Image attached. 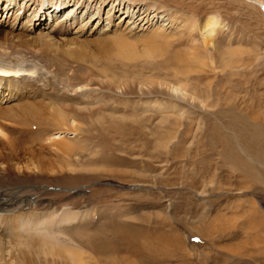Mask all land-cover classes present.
Instances as JSON below:
<instances>
[{"label": "rangeland", "instance_id": "1", "mask_svg": "<svg viewBox=\"0 0 264 264\" xmlns=\"http://www.w3.org/2000/svg\"><path fill=\"white\" fill-rule=\"evenodd\" d=\"M104 5L67 18L46 3L16 22L0 10V64L31 72L16 97L1 87V106L31 103L38 129L75 142L65 154L35 145L41 174L0 187L4 212L83 213L16 240L35 261L61 243L83 264H264V0ZM61 107L75 130H57Z\"/></svg>", "mask_w": 264, "mask_h": 264}, {"label": "bare ground", "instance_id": "2", "mask_svg": "<svg viewBox=\"0 0 264 264\" xmlns=\"http://www.w3.org/2000/svg\"><path fill=\"white\" fill-rule=\"evenodd\" d=\"M36 1L39 2L38 5L36 4ZM97 1L98 0H90L91 3H97ZM86 2L87 0H0V10L3 9V6L6 5L4 7V13L1 18H8L10 13L13 15L15 14L16 16L14 20L16 22L18 20H21L22 15L23 17L25 16L26 10L32 11L31 6H35L31 15V18L34 19L37 18L38 15L36 6L42 9V7L46 3H49L53 7V9L51 8L52 10H49V12H51L50 14H48L49 17H51V14L53 15V12L58 11L60 7H68V10H66V17L71 18L75 15L80 7H83L85 5ZM99 2L105 5L111 3V11L114 13L116 12V10H121V14H127L128 12L127 9L126 11H124L123 8L120 9V6L125 2V0H99ZM259 4L263 6V2ZM75 8H77L76 12L74 11ZM13 10L15 13L13 12ZM111 11L109 12L110 14ZM143 14H146V12ZM143 14H141L138 18H140L141 22L146 21V25L147 23H149L148 19H146L148 18V16L147 14ZM31 18L30 20H28L29 23L33 21ZM205 21L206 22L203 26V29L209 35H212V33H214V31L220 24L216 19L213 18L206 19ZM24 44L28 45L29 42L26 40ZM26 72L27 71L23 70L19 65L5 66L3 64H0V89L5 85L7 91L11 92V98L16 97V93L20 94L21 85H24L25 83L29 84L28 82H25V79L27 78L26 76L31 75L29 74L31 72ZM2 93V90H0L1 95ZM36 116H39L40 119H37ZM69 117L70 116L64 110V107H61L60 110L58 109L57 114L52 120L55 122L58 131L64 129H66V131H69L70 129L75 130V122L71 123ZM41 118V114L38 113L37 109L31 103H25L24 105L21 104L17 105L16 107L10 108L3 107L0 104V187L3 188V186H15L17 184H23L25 182L30 183L33 182L34 178H37L41 174L42 168L40 169L39 165H37V149L35 148V145H39L41 147L43 145L56 147L57 150L63 152V154L73 151L72 149H74L75 145L74 141H68V139L67 141H65L64 139L63 141H59L60 137L55 138L54 135H52L51 133L50 135L49 132L45 131L44 128L38 129L39 126H44L46 122V118ZM22 126H28V129L24 131L21 128ZM35 126L37 129L34 130ZM16 132L22 135L23 140H21L22 138L19 139L15 136ZM6 202L7 201L5 199L0 200V235L2 234L5 235V237L9 238L12 247H7V244L3 243V241L0 240V264L84 263L82 252L78 248L63 246L60 245L61 243L58 245L57 241L56 244L59 247H56L51 243L40 245L38 248L36 247L38 249L36 250V253L38 254V261H35L33 259L34 255L32 254L35 251L32 252L33 249L30 248L32 246H30L31 241L25 239L20 240L19 238L16 240V237H19V235L16 236L17 232L36 231L38 233H43L45 231L44 233H48V230L60 231V227H62V225H66L68 223L71 224L75 221H78L80 217H83L82 212L71 211L68 209H64L59 213L55 211L43 213H34L28 211V213L24 214L23 216L14 217V215L12 214H7L6 212L8 211L4 212L9 206L6 205ZM19 202L25 204V206L29 209H31L32 205L34 204L30 203L27 200H19L16 203ZM4 217H10L12 218V221H7L8 223L4 224ZM15 241H17L21 245H26L27 252L19 251L20 253L16 254L17 251H14V253L13 249L16 243ZM58 261L61 262L58 263Z\"/></svg>", "mask_w": 264, "mask_h": 264}]
</instances>
